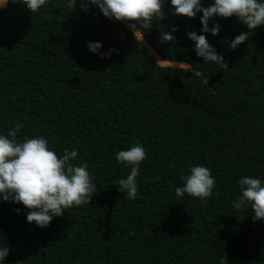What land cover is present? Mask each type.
Segmentation results:
<instances>
[{
	"label": "trees",
	"instance_id": "trees-1",
	"mask_svg": "<svg viewBox=\"0 0 264 264\" xmlns=\"http://www.w3.org/2000/svg\"><path fill=\"white\" fill-rule=\"evenodd\" d=\"M80 3L0 8V131L20 123L18 136L43 135L58 155L78 149L97 187L89 205L44 228L26 222L22 204L0 200L3 264H264V220L232 206L241 175L264 179V25L232 49L227 42L246 26L209 20L221 26L205 36L222 69L197 57L187 38L200 34L199 13L173 15L165 0L164 17L139 41L124 21ZM162 30L175 42L161 43ZM96 41L99 52L113 50L107 58L88 51ZM134 142L147 159L128 200L115 183L128 173L115 152ZM193 164L216 178L217 194L203 203L175 196Z\"/></svg>",
	"mask_w": 264,
	"mask_h": 264
},
{
	"label": "clouds",
	"instance_id": "clouds-1",
	"mask_svg": "<svg viewBox=\"0 0 264 264\" xmlns=\"http://www.w3.org/2000/svg\"><path fill=\"white\" fill-rule=\"evenodd\" d=\"M16 2L22 3L30 13H36L42 7H47L50 0H0V8ZM76 2L65 0V5L72 10ZM164 3L165 0H81L80 7L86 10L87 5L91 4L105 18L124 21L134 38L141 41L145 29H150L154 21L164 17ZM167 3L173 15L195 18L200 14V34L195 30L189 31L187 38L193 42V51L197 57L222 69L228 68L227 63L205 36V33L216 36L221 26L213 20L209 27V20L214 17H235L246 26V32H240L227 42L232 49L245 42L258 26L264 25V0H211L207 6L202 0H167ZM171 31H176L175 26H172ZM159 40L161 43L175 42L176 37L162 30ZM86 47L89 52L101 58H107L113 51L109 49L108 53L99 52L102 47L99 41L87 42ZM173 63L190 67L187 63ZM22 127V124L17 123L6 134L0 131V200L22 204L27 209L26 222H34L35 226L44 228L67 209L89 205L91 197L97 193V187L88 163L84 160L77 162L78 149L64 148L58 155L43 135L18 136ZM146 159V149L139 142L115 152L116 163L128 169L127 175L117 178L115 182L119 185L117 189L128 200H135L138 196L137 177ZM181 180L182 185L174 189L177 199L187 194L203 203L217 194L216 178L203 164L190 165ZM236 184L239 194L232 206L236 209L250 206L253 220H264V179L258 174L241 175ZM7 252L8 249L0 245V262L4 261Z\"/></svg>",
	"mask_w": 264,
	"mask_h": 264
},
{
	"label": "water",
	"instance_id": "water-1",
	"mask_svg": "<svg viewBox=\"0 0 264 264\" xmlns=\"http://www.w3.org/2000/svg\"><path fill=\"white\" fill-rule=\"evenodd\" d=\"M0 245L4 246L7 249L9 248V239L6 233L1 228H0ZM0 264H3V262H0Z\"/></svg>",
	"mask_w": 264,
	"mask_h": 264
}]
</instances>
